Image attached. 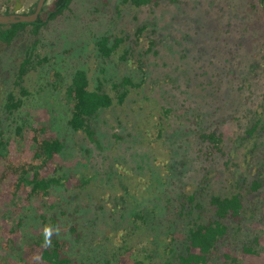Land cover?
I'll return each mask as SVG.
<instances>
[{"label": "trees", "instance_id": "trees-1", "mask_svg": "<svg viewBox=\"0 0 264 264\" xmlns=\"http://www.w3.org/2000/svg\"><path fill=\"white\" fill-rule=\"evenodd\" d=\"M72 1H46L34 22L0 24L5 27L0 29V41L10 45L28 26L33 35H39ZM129 1L136 7L157 2L123 0ZM245 3L243 10L232 6L222 13L227 18V30L211 36L215 47H210L209 54L205 55L202 46L197 49L227 82V91L243 95L244 101L234 100L238 107L222 119H233L238 134L227 142L222 133L206 123L204 115L187 120L185 128L174 133L178 140L187 138L179 145L182 154L175 150L171 157L151 155L153 166L161 169L163 176L154 179L156 169L151 167L142 196L131 194L129 188L122 189L129 196L127 200L119 193L108 194L112 212L106 213L105 201H100L95 206V217L86 218L91 205H84L76 191L87 186L85 178L76 180L75 187L67 190L77 201L73 212L84 214L82 219L66 211L53 210L49 214L47 200L54 190L70 184L69 178L58 175L62 167L57 158L66 143L51 132L49 119L40 116L32 123L22 120L11 135L0 129V264H264V91L257 102L253 101L255 80L264 79V0ZM148 26L137 28V42L144 32L152 31ZM125 38L102 36L97 42L100 56L109 58L117 53ZM147 38V49L153 51L157 40L150 35ZM36 42L27 50L16 73L15 84L23 95L28 94L26 76L42 63L34 53ZM131 51L125 49L121 60L130 61ZM147 53L139 56V64ZM141 85L131 76L123 77L114 83L119 92L115 100L101 85L91 88L86 70H76L65 96L68 125L99 145L93 121L115 103L124 104L132 89ZM211 86L219 104L221 83ZM22 105L23 99L9 91L6 114L12 115ZM170 112L172 108L165 109L166 115ZM188 134L199 144L194 159L188 155L193 146ZM157 136H164L160 127ZM115 138L125 139L121 135ZM213 151L225 158L220 171L224 179L214 181L209 168L199 183L189 185L186 176L192 163ZM35 205L36 214L31 209ZM64 214L66 217L60 220ZM42 226L47 227L46 232ZM256 258L261 260L255 262Z\"/></svg>", "mask_w": 264, "mask_h": 264}, {"label": "rangeland", "instance_id": "rangeland-1", "mask_svg": "<svg viewBox=\"0 0 264 264\" xmlns=\"http://www.w3.org/2000/svg\"><path fill=\"white\" fill-rule=\"evenodd\" d=\"M38 1L0 0V14L5 11L14 13L18 3V12L30 13ZM245 4V0H157L136 7L123 0H73L64 13L44 27L39 35H33L32 27L28 26L10 45L0 41V129L11 135L22 120L32 123L40 116L49 119L51 132L66 143L57 158L62 167L58 175L69 178L70 184L54 190L47 200L49 214L53 210L66 211L82 219L84 214L73 212L77 201L72 199V192L67 191L73 189L79 179L89 181L87 186H82L86 189L78 187L76 190L84 205H91L86 218L95 217V206L100 201H105L106 213L112 212L108 194L119 193L127 200L129 196L123 190L129 188L131 194L142 196L151 176L150 168L156 169L151 155L171 157V151L175 150L182 154L179 145L187 138L178 140L174 133L184 129L187 120H193L196 115H204L206 123L222 133L227 142L236 137V122L222 119L235 106L238 107L234 100L244 101L243 95L227 91V82L218 76V70L202 58L197 49L202 46L206 49L205 55L209 54L210 47H215L211 36L227 30V18L222 13L232 6L243 10ZM143 24L149 25L152 31L144 32L137 42L135 32ZM105 35H111L112 40L115 36L126 37L118 52L109 58L100 56L97 43ZM148 35L157 40L156 48L153 47L157 53L148 51ZM35 42L34 53L39 55L42 63H37V67L26 76L24 86L28 94L23 95L15 84L16 73L27 50ZM127 48L132 51L130 61L126 62L120 56ZM144 52L148 53L142 56L139 64L137 59ZM78 69L87 71L91 88L101 85L115 100L119 92L114 83L123 77L131 76L135 82L142 83L132 89L124 104L115 103L93 121L99 145L84 132L74 131L68 125L66 90ZM55 73H58L57 77ZM220 83L218 95L221 101L217 104L211 84ZM12 90L23 99V105L8 115L4 105L8 92ZM253 90L255 103L264 91V79L255 80ZM166 108H172L168 115L165 114ZM157 127L162 129L163 137L157 136ZM116 135L125 139L115 138ZM188 136L193 145L188 155L193 158L199 144L194 136ZM224 161L225 158L215 151L195 159L186 176L189 185L199 183L202 173L209 168L215 176L214 181L220 183L224 179L220 173ZM154 172V179L163 176L161 169ZM211 183L215 185V182ZM31 209L36 214L37 206ZM65 217L66 214L59 216L60 220ZM62 226L66 227V223ZM101 227L105 224L102 223ZM41 229L47 231L45 226ZM259 260L261 258H256L255 262Z\"/></svg>", "mask_w": 264, "mask_h": 264}, {"label": "water", "instance_id": "water-1", "mask_svg": "<svg viewBox=\"0 0 264 264\" xmlns=\"http://www.w3.org/2000/svg\"><path fill=\"white\" fill-rule=\"evenodd\" d=\"M46 1L48 0H39L34 12L31 13H20L19 5L16 8V12L10 14H0V24H13L19 22H34L38 19L39 14L41 13Z\"/></svg>", "mask_w": 264, "mask_h": 264}, {"label": "flooded vegetation", "instance_id": "flooded-vegetation-1", "mask_svg": "<svg viewBox=\"0 0 264 264\" xmlns=\"http://www.w3.org/2000/svg\"><path fill=\"white\" fill-rule=\"evenodd\" d=\"M16 12V11H15Z\"/></svg>", "mask_w": 264, "mask_h": 264}]
</instances>
